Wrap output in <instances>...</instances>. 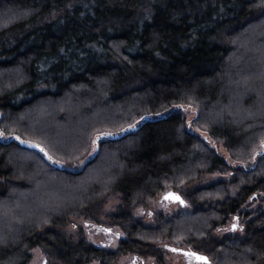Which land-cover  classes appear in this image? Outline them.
<instances>
[{
    "label": "trees",
    "instance_id": "trees-1",
    "mask_svg": "<svg viewBox=\"0 0 264 264\" xmlns=\"http://www.w3.org/2000/svg\"><path fill=\"white\" fill-rule=\"evenodd\" d=\"M4 15L0 202L26 193L17 213L30 216L1 234L0 264H28L39 246L62 264H113L128 253L159 260L158 237L213 264H264V25L251 31L264 22V0H0ZM40 105V124L24 118ZM181 106L195 110L192 122ZM56 125L71 128L67 141ZM100 133L112 135L69 169ZM213 173L230 175L199 184ZM60 185L69 198L36 218L37 194ZM168 188L190 209L157 213L153 225L133 213ZM110 197L117 204L103 214ZM82 216L119 227L117 248L61 232ZM233 217L242 228L224 230Z\"/></svg>",
    "mask_w": 264,
    "mask_h": 264
},
{
    "label": "rangeland",
    "instance_id": "rangeland-1",
    "mask_svg": "<svg viewBox=\"0 0 264 264\" xmlns=\"http://www.w3.org/2000/svg\"><path fill=\"white\" fill-rule=\"evenodd\" d=\"M4 16L0 17V19H2V21L7 18V16H5V17ZM261 25H264V22H261V24H258L257 26L252 28L251 31L253 30V32H254L255 29H257V27H260ZM239 40H241V39H239ZM263 60H264V58H262L258 61V64L260 66L264 62ZM254 75H257V74H253L250 77L246 75L245 78H251ZM242 80H245V79H242ZM234 85H236V83ZM61 104L63 105L65 103L64 102H62L60 104L58 103L57 106L60 107ZM47 109H48V107L40 105L37 107V109L33 110L31 113H26L25 116L26 115H28V116H26L24 118L36 116L37 118L34 122L40 124V121L43 120L42 118H44L46 116L44 114L48 113ZM179 109H182L183 111H185L187 120L189 122H192V120L195 116V110L192 107H188V106L187 107L181 106V108L179 107ZM190 128L192 129V131L199 133L202 137H204L206 140H208L205 132H203L200 129H198L194 126H191V125H190ZM70 129L71 128L59 127L56 125L55 132H57V135H59V137L62 139V135L64 133L66 134L67 131ZM7 137H9V136L4 135L3 139H6ZM100 139H101L100 136H99V139H97V136H96L95 139L92 141L90 150H89L86 158L84 157L83 159H81V160L77 161L76 163L71 164V166H67V167L69 169H74V170L81 169L83 167V165L86 163L87 159L91 158V156L96 152L97 143L100 141ZM62 140H63V142L67 141L66 139H62ZM94 141H95V143H94ZM208 143L211 144L219 153H221L223 156H225L228 160H230L227 152L223 149L222 146L215 145L210 140H208ZM78 150H79V148L73 149L70 151V153H76ZM20 159H22V158H20ZM20 159L16 160V162L22 166L23 165V161H22L23 159L22 160H20ZM54 162H58V161L54 160ZM59 163L61 165H64L63 162H59ZM235 165H236V163H232V166H235ZM33 170L36 171V172L32 171L31 173H33V174L34 173L38 174V172H40L36 168ZM36 174H34V176ZM96 174L97 173H94V174L91 173V175H93V177H96ZM229 175H230V173H228V174L213 173V174H209V175H204L200 179L199 184L207 183L210 180L218 179L221 177L227 178ZM53 187H54V189L42 188L40 194L36 193L37 194L36 202L38 203L36 206V208H38L37 213L35 215L36 218L43 215L44 213H46L48 206L54 205V204L59 205V204H61V202L65 201V198H69L68 195L62 194L63 190H64V187H62V185H60V188H59V186H53ZM169 190H172V189H170V188L166 189L165 191L160 193L151 202V204L148 207L136 208L133 211V213L136 216H141L143 218V222L145 224H152L153 225L154 224L153 214L156 215L157 213H162L164 215L171 216V215H176L178 213H182V212L190 209V206L187 203H184V205H181L178 201H172V200L164 201L161 197H162L164 192L169 191ZM25 196H27V194L23 193L19 196V199L17 201H14V202H11V201H3L2 202L1 201L0 202V218L5 217V216L8 218V219H6L4 226H0V236L3 233L6 235V231L8 232V234H10L13 230H15V229H13V226L18 220L19 221H22V219L27 220V218L30 216L28 212H23L20 215H19V213H17V212H19V209H21V206L18 202H20L19 200L24 199ZM116 204H117L116 198H114V197L108 198V200L104 203V206H103V210H102L104 212L103 214H106L108 211L112 210L114 208V205H116ZM256 204H257V201L255 203H253L252 205L255 206ZM246 208H248V207H246ZM234 224L237 225L235 230L242 228L241 227L242 226L241 219H239L238 217H233L228 222V225L223 227V229L224 230H234L233 229ZM108 229H111V231H108ZM80 230L82 231V233L84 234V236L86 237L87 241L90 244H93V245L99 246V247H106V248L113 249V250H115L117 248L118 242L122 238L121 229L119 227H117L116 225H112L111 222L106 218H103L101 222L89 220V219L84 218L83 216L76 218V219L74 218L73 220H71L70 223H68L61 230V232L65 236L70 237L72 240H77ZM221 232H223V231H221ZM117 234H119V235H117ZM153 241L156 243V245H158L162 249V253H163L162 259L158 260L157 258L152 257V256L144 258L140 255L128 253V254L120 255L118 257V259L113 264H194L192 260L190 261V263H188L185 256H183L181 253L174 252V251L170 250L168 247H166V245L167 246L172 245V246H176V247H183L184 246L183 243L176 241V240H170L168 238H166V239L162 238L161 239L159 237L154 238ZM184 247H186V246H184ZM30 252H31V257H30L28 264H54V263L62 264V263L57 262L56 259L54 258V256H52L48 251H46V249L44 247H41V246L34 247L30 250ZM86 264H98V263L96 261H91V262H88ZM199 264H203V263H199ZM210 264H213V262H211Z\"/></svg>",
    "mask_w": 264,
    "mask_h": 264
},
{
    "label": "snow or ice",
    "instance_id": "snow-or-ice-1",
    "mask_svg": "<svg viewBox=\"0 0 264 264\" xmlns=\"http://www.w3.org/2000/svg\"><path fill=\"white\" fill-rule=\"evenodd\" d=\"M143 119V117L141 118ZM130 128L132 127H135V124H132V125H129ZM121 131H123V129H121ZM3 133L0 132V136H2ZM112 135V133H100L99 136H110ZM99 136L97 137V139H99ZM18 138V137H17ZM26 143H29V142H26ZM95 143V141H94ZM262 143H264V141H262ZM36 147H41L40 145H35ZM42 151H45L43 148H41ZM47 154V153H46ZM49 159H51V157H49ZM174 198L176 200H180L181 203H183L184 201L175 193H169V194H166V197L165 198ZM237 227V225H233V229L235 230V228ZM108 231H111V229H108ZM119 235V234H117ZM167 247V245H166ZM176 251H181L180 249H174ZM187 255H190L192 257H195L198 261H203L204 264H210V261H209V258L201 253H198V252H194V251H190L188 253H186Z\"/></svg>",
    "mask_w": 264,
    "mask_h": 264
},
{
    "label": "water",
    "instance_id": "water-1",
    "mask_svg": "<svg viewBox=\"0 0 264 264\" xmlns=\"http://www.w3.org/2000/svg\"><path fill=\"white\" fill-rule=\"evenodd\" d=\"M26 146H28V147H33V148H37V149H41V147H36L35 145L36 144H33V143H24ZM169 193H175V194H177L183 201H184V199L182 198V196L180 195V193H178L177 191H174V190H169V191H166L165 193H163V198H165L166 197V194H169ZM165 199H169V200H172V201H178L181 205H183L184 203H185V201L183 202V203H181L180 202V200H176V199H174V198H171V197H169V198H165ZM170 249L171 250H174V249H180L181 251H184V253L186 254V253H188V252H190V251H194V250H182L181 248H175V247H170ZM174 251H176V250H174ZM194 252H198V251H194ZM198 253H201V252H198ZM201 254H203V255H205V256H207L206 254H204V253H201ZM208 257V256H207Z\"/></svg>",
    "mask_w": 264,
    "mask_h": 264
},
{
    "label": "flooded vegetation",
    "instance_id": "flooded-vegetation-1",
    "mask_svg": "<svg viewBox=\"0 0 264 264\" xmlns=\"http://www.w3.org/2000/svg\"><path fill=\"white\" fill-rule=\"evenodd\" d=\"M165 193V192H164ZM164 201H167V200H169V199H165V198H163V196L161 197ZM184 205V204H183ZM153 217H155V215L153 214ZM169 249H170V247H175V248H181L182 250H190V249H188L187 247H176V246H172V245H169V246H167ZM171 250V249H170ZM172 251H174V250H172ZM174 252H178V253H181L183 256H185V258L187 259V262L188 263H190V261L192 260L193 261V263L194 264H199V263H203L204 264V262L203 261H198L195 257H192V256H190V255H187V254H185L184 253V251H174ZM209 258V257H208ZM209 261H210V263H211V260H210V258H209Z\"/></svg>",
    "mask_w": 264,
    "mask_h": 264
}]
</instances>
